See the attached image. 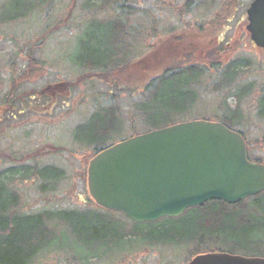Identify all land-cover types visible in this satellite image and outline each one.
I'll list each match as a JSON object with an SVG mask.
<instances>
[{
  "label": "rangeland",
  "instance_id": "374dc122",
  "mask_svg": "<svg viewBox=\"0 0 264 264\" xmlns=\"http://www.w3.org/2000/svg\"><path fill=\"white\" fill-rule=\"evenodd\" d=\"M6 1L0 0V7ZM121 1L49 0L47 4L37 6L24 19L0 24V174H7L11 167L17 168L23 163L31 165L29 157L33 155L39 166L54 165L66 172L65 181L54 193H42L35 180L16 181L12 188L20 195L24 212L85 207L87 195L83 187L86 179L81 176H84L92 151L75 143L72 136L75 127L99 107H118L123 121L122 130L112 141L108 139L107 144L148 131L145 126H140V120L131 129L130 121L134 119L132 116H136L134 105L142 100L140 92L144 91L148 79L159 75L163 69L160 56L164 55L157 52L159 49L167 52L173 48L180 51L183 47L199 46L202 53L211 42L221 48L220 62L247 64L237 78L236 88L224 90L223 93L215 92L212 88L221 79L217 74L218 79H212L208 84L205 82L202 90L197 91L196 106L173 117L172 123L217 121V116L222 118L225 114L222 101L226 99L225 96L235 94L239 87L251 85L252 93L239 102L241 117L235 121L234 127L243 131L251 142L249 155L264 163V120L257 117L255 101L259 91L264 89V49L253 46L245 31V11L250 0H126L122 9L118 7ZM226 1L229 7L232 6L231 13L225 16L230 17L229 22H226L227 19L219 20L222 19L219 14L222 8L218 10V6ZM185 12L187 15H184ZM213 16L219 22H213ZM99 19L119 23L123 31L121 42L130 49L127 60L141 62L138 67L131 69L129 66L126 69L133 78L119 87L111 88L95 80L86 78V81H80L77 78L90 73L73 60L77 55L79 36L89 21ZM168 34L174 35V41L164 39ZM218 35H223L219 43ZM38 42L40 47L36 46ZM173 52L175 54L177 49ZM32 53L44 65L39 66L31 78L20 86L17 94H44L31 103L33 110L29 108L27 113H23L22 104L16 102L13 117L6 104L10 79L27 71ZM169 55L164 56L165 60L170 59ZM65 81L75 82V85L68 88L64 85L65 91L56 88ZM110 92L116 95L113 99L108 96ZM26 98L30 104V97ZM226 102L234 109L237 98L227 96ZM48 144L65 150L59 154L46 152L45 155L40 148ZM71 188L74 190L69 194ZM103 214L106 219L117 223L121 233L128 232L129 235L121 238L111 251H105L102 260H91L88 264H187L192 245L140 242L143 236L157 233L162 225L160 222L140 224L117 212L106 211ZM188 217L189 213L184 212L169 222L179 227ZM108 231L112 232L113 229L109 228ZM208 251L201 249L200 253ZM63 254L41 256L35 264H67L66 259L71 261V257ZM250 255L264 258V249Z\"/></svg>",
  "mask_w": 264,
  "mask_h": 264
},
{
  "label": "trees",
  "instance_id": "16d2710c",
  "mask_svg": "<svg viewBox=\"0 0 264 264\" xmlns=\"http://www.w3.org/2000/svg\"><path fill=\"white\" fill-rule=\"evenodd\" d=\"M48 1L7 0L0 7V24L15 23L24 19L37 6L47 4ZM102 1L120 2V0ZM125 2L126 0H123L118 7L121 9L125 7ZM228 7V1L218 6V10L222 8L219 12L222 19L219 20L227 19V22L228 18L230 19L225 17L232 10L230 6L226 11ZM184 15L187 13L185 12ZM211 20L219 22L216 16ZM87 24L86 28H84L86 25L82 28L77 43V55L73 60L90 73L77 78L80 81H86V78L95 80L110 85L111 88L119 87L124 81L132 79L133 76L128 75L126 69L129 66L131 69L138 67L141 62L127 60L130 49L127 48L126 43L121 42L123 31L119 23L99 19L89 21ZM99 34L101 35L98 36ZM173 36L168 34L164 39L174 41ZM222 37L223 35H218V43L221 42ZM208 44L202 53L199 51L201 49L199 46L188 49L183 47L180 49L181 52L178 48L167 52H162L160 49L157 51L164 56L169 53L170 59L166 57L168 60H165L164 56H160V64L163 68L161 73L150 77L144 91L138 93L142 96V100L134 105L136 116H132L134 119L130 121L131 129H134L138 120L142 121L140 126H145L148 131L175 124L172 123L173 117L195 107L198 102V92L206 85L205 82L208 84L210 80L217 78V74L221 79L212 88L215 92L223 93L224 90L236 88L237 78L246 69L247 64L220 62V46L211 42ZM36 46L40 47L41 44L38 42ZM174 49H177L175 54ZM41 65L44 63L36 59L32 53L29 56L27 71L17 78L10 79L6 104L8 103L13 117H15L13 105L16 102H20L23 113H27L29 108L34 107L31 103L43 97V92L17 94L20 86L27 82ZM64 85L68 88L74 86L75 82L65 81L56 88L65 91ZM259 92L255 99L256 114L258 119L264 120V89ZM251 93L252 87L247 85L239 87L235 94H227L228 97H236L237 103L234 109H231L225 96L226 99L222 100L225 114L222 118L217 116L218 122L241 134L247 147L251 142L247 140L243 131L235 129L234 123L241 117L239 102ZM26 96L30 97L31 105ZM108 96L113 99L116 95L110 92ZM122 126L123 121L118 107L109 105L99 107L83 123L75 127L72 140L90 149L93 157L113 145L112 138L122 130ZM108 139L111 141L107 144ZM40 150L46 155V152L59 154L65 149L48 144ZM248 156L251 161L263 164L261 159ZM29 158L32 161L31 165L23 163L17 168L11 167L7 174H0V264H35L41 256L59 253L71 257V261L66 259L67 264L71 262L88 264L91 260H102L105 251H111L121 238L129 235L128 232L121 233L114 220L106 219L103 214L106 211L97 207L88 196L86 183L83 187L87 195L84 199L86 205L83 208L24 212L21 208L20 195L12 188L16 181L35 180L42 193H54L66 178L63 169L54 165L41 167L34 161L35 155ZM83 174L84 176L81 177L86 179V172L84 171ZM73 190L74 188H71L68 193ZM186 212L189 213V217L181 222L179 227L170 224L169 221L173 219H162L158 221L162 225L157 233L143 236L140 242L192 245L187 261L201 254V249L249 257H255L250 254L264 249V192L235 205L210 201ZM109 228L113 231L109 232Z\"/></svg>",
  "mask_w": 264,
  "mask_h": 264
},
{
  "label": "water",
  "instance_id": "95a60500",
  "mask_svg": "<svg viewBox=\"0 0 264 264\" xmlns=\"http://www.w3.org/2000/svg\"><path fill=\"white\" fill-rule=\"evenodd\" d=\"M246 30L264 48V0L247 10ZM97 206L136 223L176 218L210 201L238 204L264 192V165L248 159L243 137L221 123L175 124L98 153L87 168ZM188 264H264V258L206 253Z\"/></svg>",
  "mask_w": 264,
  "mask_h": 264
},
{
  "label": "flooded vegetation",
  "instance_id": "af4514ba",
  "mask_svg": "<svg viewBox=\"0 0 264 264\" xmlns=\"http://www.w3.org/2000/svg\"><path fill=\"white\" fill-rule=\"evenodd\" d=\"M26 108V107H25Z\"/></svg>",
  "mask_w": 264,
  "mask_h": 264
}]
</instances>
